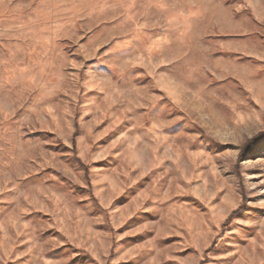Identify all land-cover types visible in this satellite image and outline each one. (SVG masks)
Instances as JSON below:
<instances>
[{"label": "rangeland", "instance_id": "obj_1", "mask_svg": "<svg viewBox=\"0 0 264 264\" xmlns=\"http://www.w3.org/2000/svg\"><path fill=\"white\" fill-rule=\"evenodd\" d=\"M264 0H0V264H264Z\"/></svg>", "mask_w": 264, "mask_h": 264}, {"label": "trees", "instance_id": "obj_2", "mask_svg": "<svg viewBox=\"0 0 264 264\" xmlns=\"http://www.w3.org/2000/svg\"><path fill=\"white\" fill-rule=\"evenodd\" d=\"M264 138V131L259 133L258 135H256L249 143H253V142H256L260 139Z\"/></svg>", "mask_w": 264, "mask_h": 264}]
</instances>
